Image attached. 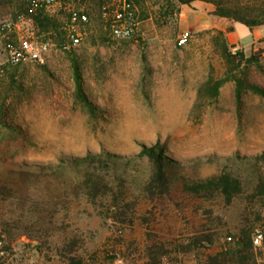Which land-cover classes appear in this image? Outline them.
<instances>
[{
	"label": "rangeland",
	"instance_id": "374dc122",
	"mask_svg": "<svg viewBox=\"0 0 264 264\" xmlns=\"http://www.w3.org/2000/svg\"><path fill=\"white\" fill-rule=\"evenodd\" d=\"M107 1L58 0L48 7L62 31L34 25L35 32L52 43L44 61L11 63L0 42V183L11 182L14 188L12 195L0 193L3 246L9 251L14 245L21 252L27 235L55 250L76 240V252L86 258L96 255L100 264H110L108 254L116 252L127 264H147V246L155 243L167 250L161 260L205 264L207 254L238 230L246 210H260L264 229L263 197L256 198L254 209L248 204V194L264 177V158L240 159L264 152V95L246 87L239 103L235 79L226 81L217 97L199 94L210 76L226 75V62L215 43L218 28H190L194 36L179 44L184 28L177 7L169 21L160 24L156 13L167 6L139 0L132 1L139 20L136 33L118 39L101 15ZM73 5L83 8L89 19L76 24L81 42L66 46ZM25 8L26 0H0L2 16L15 17ZM236 35L244 40L249 31L239 24ZM243 49L255 60L238 69V75L245 68L248 80L264 87V54L254 45ZM155 143L164 144L165 154L180 161L164 164L167 183L156 180V161L146 155L122 160L117 171L102 170L108 182L102 197L76 195L52 169L38 171L39 166L57 163L62 154L108 151L134 156L143 144ZM23 170L38 172L24 176ZM222 171L241 182L232 200L219 189L212 194L187 189V184ZM71 175L67 169L66 177ZM121 186L127 206L120 215L124 220L117 219L108 203ZM204 226L216 232L214 243L191 244ZM253 264H264L261 251Z\"/></svg>",
	"mask_w": 264,
	"mask_h": 264
},
{
	"label": "trees",
	"instance_id": "16d2710c",
	"mask_svg": "<svg viewBox=\"0 0 264 264\" xmlns=\"http://www.w3.org/2000/svg\"><path fill=\"white\" fill-rule=\"evenodd\" d=\"M131 2H139V0H130ZM161 1L162 4H165L166 9L162 10L161 7L156 13L158 16L157 19L160 24H166L169 20L167 17L169 15L175 14V8L177 11H180L178 5L184 3H190L193 0H157ZM211 2L215 5V9L212 11L213 14L227 17L233 21H239L250 28L255 26L264 25V0H205ZM133 3V2H132ZM28 16L32 17L34 20L35 26L40 27L41 29L55 30L58 33H61L60 27L62 23L57 20V18L52 17L45 5H41L35 9L31 7L30 0H26V8L24 10ZM70 13V12H69ZM234 27L229 25L227 31L233 30ZM67 29L66 36L68 37ZM227 31L219 29L215 37L216 48L221 53L224 58L227 71L224 77L214 79L210 76L206 82L199 88V94H205L210 97H217L220 93L221 86L230 79H235L237 82L236 95L238 102L242 101V94L244 88H251L264 95V87L251 82L247 78V72L243 68L241 71L243 75H238L237 70L241 69L242 66L252 63L255 60V56H246V53L243 48L232 49V46L235 44L231 43L227 35ZM62 42L61 44L64 45ZM74 73L77 81V86L79 93L83 96L82 91V73L78 62L74 61ZM165 146L161 143H155L152 145H142L141 151L138 155L126 156L119 155L116 153L102 151V152H92L88 151L85 155H65L62 154L57 163L46 164L45 166H39V173L43 174L45 169H52L55 174H58L62 178V183L65 184V187L72 188L73 192L76 195H87L92 197H97L100 195H105V189L107 188V181L105 175L102 173V170H115L119 169L123 162L122 160H127L132 157L146 155L151 159L156 161V180L161 184L167 183L168 172L164 169V164L166 162L172 164H179V160L170 158L164 152ZM264 158V152L260 154L248 155L240 157L244 160H253L255 158ZM239 159V158H238ZM67 169L72 171L71 177H66ZM38 171H29L23 170L22 174L32 175ZM27 178V177H26ZM29 179V178H28ZM13 186L11 182H2L0 183V193L5 194L9 193L12 195ZM66 189V188H65ZM187 189L195 192L197 194H202V191H207L209 194H212L216 190H221L227 197L228 201L232 200L233 197L241 191V182L238 177L233 176L228 171H222L220 174L213 175L208 178L198 179L196 181L187 184ZM103 191L102 193H100ZM100 193V194H99ZM21 197H25L24 194H21ZM263 197L264 200V177L260 179L255 187V191H252L248 194V204L251 205V208L254 209L256 206V198ZM125 190L121 186L118 192L114 191L111 196H109V205L111 208L115 209L117 219L120 220L122 214L126 213L127 208L123 203L125 199ZM128 203H126L127 205ZM124 206V207H123ZM249 209V205L246 206V209ZM254 211V212H253ZM251 213L254 216H251ZM124 218H121V220ZM262 219L260 210H252L248 212L246 210L241 218V223L238 227V230L235 233H230L227 236L226 242L221 244L219 249L214 252L207 254L205 264H253L256 259V254L260 249H257L254 244V234L258 229H263L260 223ZM210 227H205L202 229V233L195 236L191 244L195 246L202 245L203 241H206L209 244L214 243L216 232L210 231ZM264 230V229H263ZM210 231V232H207ZM27 237L31 238L29 235ZM4 236L0 232V251H5L9 246H3ZM39 245H44L45 242L42 240H37ZM77 241L72 240L68 241L64 246L57 248L58 252L62 257L68 259L69 264H100L96 255H92L91 258H86L83 254L76 252L75 246ZM188 244V245H191ZM164 249V246L156 245L155 243L147 246V264H160L161 254ZM111 252V251H110ZM262 252V251H261ZM113 253V252H112ZM110 255V260L113 263L117 255L120 253L116 252L115 254ZM97 259V260H96ZM110 263V264H111ZM115 264V263H114Z\"/></svg>",
	"mask_w": 264,
	"mask_h": 264
},
{
	"label": "built area",
	"instance_id": "2783aa9c",
	"mask_svg": "<svg viewBox=\"0 0 264 264\" xmlns=\"http://www.w3.org/2000/svg\"><path fill=\"white\" fill-rule=\"evenodd\" d=\"M58 0H30L33 9L45 5L47 8ZM82 1V0H79ZM70 26L68 31L69 43L66 46H76L81 42V34L76 26L78 22H86L88 14L79 6H71ZM101 15L109 24L114 38H129L138 29V16L134 4L130 0H110L101 7ZM24 24L32 25L26 28ZM34 20L24 12L18 13L15 17L0 15V42L3 43L4 51L8 61L20 63L27 60L44 61L52 43L43 39L35 32ZM194 36L190 29L183 30L178 36L179 44L187 43ZM256 50L264 54V40L257 46ZM254 244L262 251L264 260V230L258 229L254 234ZM115 264H127L125 258L117 255ZM160 264H172L167 257L162 258Z\"/></svg>",
	"mask_w": 264,
	"mask_h": 264
},
{
	"label": "crops",
	"instance_id": "0c3cea01",
	"mask_svg": "<svg viewBox=\"0 0 264 264\" xmlns=\"http://www.w3.org/2000/svg\"><path fill=\"white\" fill-rule=\"evenodd\" d=\"M214 9L215 5L205 0H193L190 3L181 4L180 26L184 30L192 28L200 31L217 28L225 30L226 27L232 25L234 29L227 31L230 42L236 44V47L245 49L252 45L257 46L264 40V25L250 28L242 22L213 14ZM239 24H244V27L249 31L248 37L244 40L236 35V28ZM26 240L27 242L22 246L21 252L14 245L9 251H0V254L5 253L0 264H69L68 259L62 257L54 247L46 248L44 245H39L37 240L29 237ZM19 254L21 255L20 258L18 257Z\"/></svg>",
	"mask_w": 264,
	"mask_h": 264
}]
</instances>
